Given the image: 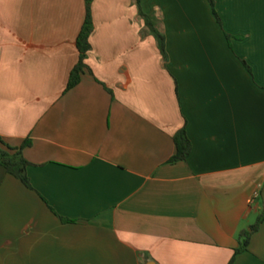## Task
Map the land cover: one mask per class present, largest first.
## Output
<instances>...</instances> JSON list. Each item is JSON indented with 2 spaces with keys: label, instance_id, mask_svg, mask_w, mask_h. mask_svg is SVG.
Returning a JSON list of instances; mask_svg holds the SVG:
<instances>
[{
  "label": "crops",
  "instance_id": "1",
  "mask_svg": "<svg viewBox=\"0 0 264 264\" xmlns=\"http://www.w3.org/2000/svg\"><path fill=\"white\" fill-rule=\"evenodd\" d=\"M0 0V264H264V0ZM227 33L234 38L232 46ZM187 128L190 156L169 162Z\"/></svg>",
  "mask_w": 264,
  "mask_h": 264
},
{
  "label": "trees",
  "instance_id": "2",
  "mask_svg": "<svg viewBox=\"0 0 264 264\" xmlns=\"http://www.w3.org/2000/svg\"><path fill=\"white\" fill-rule=\"evenodd\" d=\"M137 2L139 12L143 16L150 33L155 37L158 48L163 58L168 61L167 51V39L165 34L160 30V20L154 13H147L143 8L144 0H135ZM213 9V12L217 20L222 24V20L217 10V4L215 0H209ZM93 2L94 0H85L86 16L82 29L77 38V48L79 50V61L71 71L69 83L67 89L70 90L77 86L82 79L83 74L89 69L86 59L89 51L91 50V36L95 29V23L93 18ZM227 38L232 46L234 38L240 39L242 36H234L227 33ZM174 141L177 147L176 153L170 158L169 162L175 163L178 161L186 160L192 150L193 143L188 135L187 128L183 127L174 136ZM31 141L28 140L21 147H13L8 144L0 136V164L16 178L20 179L23 184L31 189L33 185L31 183L28 167L30 162L26 159L23 150L26 146L30 145ZM264 222V214H260L257 221L251 226L250 230H243L239 234L240 247L236 249V252H242L246 250L252 239V236L257 232Z\"/></svg>",
  "mask_w": 264,
  "mask_h": 264
}]
</instances>
